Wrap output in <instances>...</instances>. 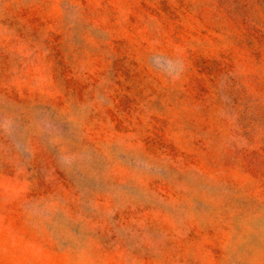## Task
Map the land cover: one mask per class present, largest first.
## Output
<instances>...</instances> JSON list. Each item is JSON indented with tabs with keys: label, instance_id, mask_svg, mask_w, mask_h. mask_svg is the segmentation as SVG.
Here are the masks:
<instances>
[{
	"label": "rangeland",
	"instance_id": "rangeland-1",
	"mask_svg": "<svg viewBox=\"0 0 264 264\" xmlns=\"http://www.w3.org/2000/svg\"><path fill=\"white\" fill-rule=\"evenodd\" d=\"M0 264H264V0H0Z\"/></svg>",
	"mask_w": 264,
	"mask_h": 264
}]
</instances>
